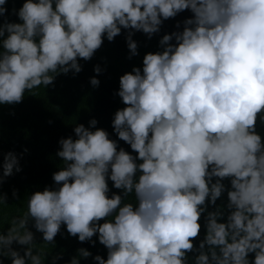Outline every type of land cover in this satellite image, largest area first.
Listing matches in <instances>:
<instances>
[{"label": "clouds", "instance_id": "clouds-1", "mask_svg": "<svg viewBox=\"0 0 264 264\" xmlns=\"http://www.w3.org/2000/svg\"><path fill=\"white\" fill-rule=\"evenodd\" d=\"M5 4L0 105L79 73L78 59L88 61L122 29L131 58L134 32L150 39L162 21L185 10L192 16L160 38L162 51L144 54L142 68L119 77L115 94L125 107L111 126L135 157L106 131L90 130L95 119L76 125L75 139L58 141L57 187L27 197L22 215L0 232V257L44 264L31 223L43 246L61 224L78 242L92 244L95 234L106 258L93 256L94 264H264V137L256 129L258 118L264 124V0H24L11 13L19 22L8 20ZM0 169V182L20 172L17 155L4 153ZM107 181L120 194L109 197ZM129 194L135 203L123 202ZM5 200L0 195V205Z\"/></svg>", "mask_w": 264, "mask_h": 264}, {"label": "trees", "instance_id": "trees-1", "mask_svg": "<svg viewBox=\"0 0 264 264\" xmlns=\"http://www.w3.org/2000/svg\"><path fill=\"white\" fill-rule=\"evenodd\" d=\"M24 0H6L7 9L5 16L10 22H19L14 14ZM192 14L185 10L174 18L162 21L158 33L149 39L145 34L137 31L132 39L137 43V55L131 58L125 43V30L113 38L111 42L103 39L101 46L93 56L84 61L78 59L81 71L73 75H57L52 84L34 89L32 93L25 92L24 98L18 104L0 105V162L3 154L13 152L17 155L20 172L13 174L0 182V195L6 196L5 205H0V232L9 226L13 217L22 215L26 206V199L33 192L49 190L57 187L52 180L54 172L63 167V162L56 157L59 150L58 141L71 136L75 139L73 128L82 124L88 128L91 119L96 120V125L90 130L102 129L108 133L109 139L115 140L117 150L123 148L135 157V153L129 145L120 141L113 132L111 121L114 113L125 107L120 98L115 94L119 90V77L124 73H130L133 67L142 68V58L146 53L162 51L158 45L160 38L165 34L180 32L183 30V21L191 18ZM2 22V19H0ZM179 23V27L176 25ZM169 43H174L170 41ZM100 68V73L93 72V67ZM95 77L99 84L93 87L89 79ZM257 131L264 137V124L259 118L256 125ZM26 150V151H25ZM2 175V169H0ZM109 197L120 194V190L112 188L111 181H107ZM227 185V181H224ZM16 196L13 198L12 192ZM225 201L222 195L217 201L220 204ZM123 202L135 203L132 194L125 197ZM226 202V201H225ZM211 210V209H209ZM103 223V220L98 221ZM28 229L33 232V244L46 254L43 257L44 264H52L53 257H60L55 264H69L73 256L80 260V264H94L92 257L99 255L106 258V249L97 242L96 235L91 238L93 242H78L75 236H69L65 226L61 224L60 231L53 241L47 246L41 238V233L36 232L28 224ZM203 235L201 234L197 240ZM195 246L196 240L193 241ZM14 250L23 255L24 246L12 245ZM87 250L91 255L88 258L79 256V249ZM38 249L34 248L35 254ZM191 253L188 254L191 257ZM251 258V256H250ZM0 264H10L7 257H0Z\"/></svg>", "mask_w": 264, "mask_h": 264}]
</instances>
